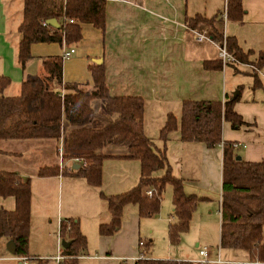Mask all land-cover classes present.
Returning a JSON list of instances; mask_svg holds the SVG:
<instances>
[{
  "label": "crops",
  "instance_id": "0c3cea01",
  "mask_svg": "<svg viewBox=\"0 0 264 264\" xmlns=\"http://www.w3.org/2000/svg\"><path fill=\"white\" fill-rule=\"evenodd\" d=\"M242 1L246 13L241 23L227 18L225 24L217 22L216 26L225 35L236 36L244 51H254L252 55L254 61L259 59L261 51L264 52V0ZM20 2L22 8L18 19L16 16L19 13L15 5H19ZM106 2L104 28L86 23L83 25L82 39L71 44L76 52L70 59L64 61V83L75 82L92 89L94 80L90 66L98 65L103 69L106 84L113 95L141 96L144 99V128L149 137L151 136L148 129L155 125L161 130L170 113H175L178 119H181L184 100L224 102L228 95L239 91L240 98L235 104V110L246 124L236 129L229 121H224L223 138L237 144V154L242 159L251 162L264 161V64L261 68H256V71L246 67V64L236 65L239 70L236 72V67L226 65L220 58L217 43L208 40L198 41L191 31L193 28L209 32V25L200 23L197 27H192L190 19L196 15L207 18L220 17L226 0H106ZM22 20L23 0H0V76H7L11 81L4 91L7 96H12L11 91L20 93L23 81L42 77L44 59L62 56L63 49L69 45L33 44L31 48L33 58L23 69L17 57L21 39L19 26ZM101 60L102 62H97ZM206 61H221L223 66L206 69L204 67ZM228 70L240 79H234L231 85L225 82L220 85L221 74ZM198 77L202 79L199 90L197 87L195 89ZM57 89L61 90L63 87ZM93 106L97 111L104 110L100 100H95ZM151 118L152 121L156 120L159 123L151 124L149 122ZM176 132L179 133L174 137L169 136L167 141L155 142L159 148L167 149L168 157L174 159L178 165L180 170L176 174L184 179L186 194L203 198L194 213L190 230L182 235L181 241L184 240L187 246L192 237L190 232L196 217L200 219L197 235L207 232L211 222L217 217L221 242L223 147L220 145L209 148L202 142H184L180 139V130ZM60 142L61 140L57 139L0 140V170L18 172L22 177L32 180V232L26 255L30 259V264H38L37 259L46 260L47 264L62 262H58L54 257L58 251L60 223L66 218L79 220L80 228L87 237V244L90 239L91 247L96 250L91 253L87 248L80 253L77 256L80 264H135L136 255L142 249L138 246V241L142 239L141 224L152 215L142 217L137 205L128 204L125 208L131 206L129 216L122 222V227L124 224L129 230L123 236L128 241L119 247L123 254H115L109 250L119 232L117 235H101L99 232L100 225L111 220L108 202L102 195L101 186H92L85 179L69 174L39 175V170L44 166L65 165L74 169L80 167L79 163H82L80 161L63 160L59 153ZM126 152L125 146L118 145H110L106 150L110 155H122ZM186 156L193 163L190 171L183 170ZM107 159L124 162L119 165L124 170L131 166V162H135L140 170L139 176L141 175L140 161L136 159L108 157L105 160ZM128 187L130 188L124 185L118 192L112 194L125 192L134 186ZM169 200V203H164V210L169 211V214H165L164 211L160 221L161 228L165 227L167 231V237L169 224L174 221L173 191ZM0 208L14 210L15 198L1 197ZM208 213L209 216L215 217L209 219L206 216ZM146 225L149 228L154 227L153 224ZM91 226L92 231H89ZM64 240L62 237V244ZM8 243L9 241L0 240V264H22L20 256L8 250ZM151 244L152 240L147 242L143 249L146 256L153 259H176L195 264H255L256 261V258H252L245 250L225 248L221 252L220 248L217 251L215 248L212 249V246L206 249L207 255H201L200 250L205 247H201L200 243H197L198 253H191L192 257L188 259L175 254L170 241L168 252L152 254ZM64 249L63 246L62 253L66 258Z\"/></svg>",
  "mask_w": 264,
  "mask_h": 264
},
{
  "label": "trees",
  "instance_id": "16d2710c",
  "mask_svg": "<svg viewBox=\"0 0 264 264\" xmlns=\"http://www.w3.org/2000/svg\"><path fill=\"white\" fill-rule=\"evenodd\" d=\"M106 0H23V20L19 26L21 39L18 46V62L24 69L33 58L31 48L36 43H60L69 45L82 39L83 25L92 24L104 28L106 24ZM230 20L242 22L246 13L242 0H227ZM49 19H57L59 27L45 25ZM73 19V22L68 21ZM191 25H209V34L223 45L240 63H247L248 55L236 36H227L216 26L225 21L220 16L207 18L196 15ZM264 64V52L259 53L256 68ZM236 67V63H228ZM44 75L23 81L21 92L7 96L10 84L7 76H0V140L57 139L63 147L62 158L80 159V167L65 165L44 166L40 176L72 175L92 186L100 187L103 181V163L108 157L136 159L140 161L141 175L138 184L117 194L102 195L108 202L111 220L99 227L101 235H114L122 228L124 209L128 204L138 207L140 216L156 215L161 211L164 192L173 187V217L168 238L172 246L191 227L194 213L202 197L188 195L184 179L172 172L166 149L159 148L154 139L145 133V102L141 96L113 95L105 79L103 69L90 66L94 87L88 89L79 83H64L62 56L44 59ZM221 61H206V69L222 68ZM239 72L238 68H235ZM57 87L62 88L58 90ZM240 96L228 95L222 101L186 99L182 103L179 120L170 113L161 130L160 138L167 141L169 135L180 130L184 142H202L209 148L223 147L221 246L249 252L252 258L264 262V161L237 160V147L223 138V122L229 121L233 128L246 124L235 110ZM102 101L103 111L95 110L93 102ZM116 115V117H114ZM110 145L125 146L122 155L106 153ZM162 172V173H161ZM161 173V174H160ZM153 188L152 194L147 190ZM13 196L16 208H0V240L13 241L16 256H26L32 232V180L18 172L0 170V198ZM63 239L71 242L64 249L66 258L60 264H80L77 257L88 248L87 237L78 219L66 218L60 223ZM142 251V249H141ZM38 264H47L37 259ZM135 264H195L176 259H153L145 256Z\"/></svg>",
  "mask_w": 264,
  "mask_h": 264
},
{
  "label": "rangeland",
  "instance_id": "374dc122",
  "mask_svg": "<svg viewBox=\"0 0 264 264\" xmlns=\"http://www.w3.org/2000/svg\"><path fill=\"white\" fill-rule=\"evenodd\" d=\"M226 4H227V0H226ZM21 5H22L21 2L19 3V5H15V8L17 9V12L19 13V15L16 16V18L18 17V19H19V16H21L20 15V10L22 8ZM224 6L222 7V12L220 13V15L222 17H223V13H225V11H226L225 3H224ZM227 6H228V4H227ZM226 22H227V20L223 21L224 24ZM252 55L246 56L247 57V63H244V64H246L245 65L246 67L256 71V66H257L259 59H256L253 61ZM238 65L243 66V64H238ZM221 77H222V81H220V85L222 82L223 83L225 82V83L231 85V83L234 79H240V77H235L233 74H231L230 70H228L227 72L226 71L223 72V74H221ZM241 77H243V76H241ZM201 81H202V79L198 77V84L195 83V89H196V87L198 88L197 90L200 89V87L202 85ZM215 90H216V88L214 89V91ZM10 94H12V96H14V95L20 94V93L18 91H14V92L11 91ZM149 122L150 123L153 122L154 124L159 123L156 120L152 121V118ZM162 128H161V130H162ZM148 130H149L148 134L157 143H161L164 141L160 138L161 130L158 126L153 125ZM177 133H179V132L174 131L169 136L174 137ZM157 143H156V145L158 146ZM162 148L164 149V147H162ZM166 155H167V157L169 156L167 149H166ZM58 157H60L59 153H58ZM185 158L186 159H185L184 164H183V170L190 171L192 166H193V163L187 156ZM168 159H169V163L171 165L172 172L175 175H177L176 173L179 172V170H180V169H178V165L175 163L174 159H171L170 157H168ZM121 163H124V162H121L120 160H115V159H107L104 161V163H103V181H102V186H101V191H103L104 194H112L113 192H118V190H120L119 188L123 187L124 185H127V188H130L128 186L132 187V186H135L136 184H138L139 179H140V176H139L140 170H139L138 165L135 162H131V166H128V168L126 170H124L123 168H121L119 166V165H121ZM129 167H132L134 170L129 168ZM140 169H141V166H140ZM172 191H173V187L171 185H168L165 192H164V197H163L164 201H163V204L161 206V211L156 215H152L150 217H147L143 221V223L141 224V228H140V234H141V238H142L141 240L146 239L145 241H147L148 243L150 242V240H152V244H151L153 247L152 254H154V252H156L157 254H164V252L169 251L170 245H169V240H168V237L166 234L167 231L165 230V227L161 228V222L160 221H162L161 215L165 211L164 205L166 203H169V201L171 200V199L169 200V196L171 195ZM130 205H132V204H130ZM129 207H131V206H128L124 210L123 222L129 216ZM137 209H138V207H137ZM168 212L169 211H165V214H169ZM206 216L211 220L215 217V216H213V217L209 216V213L206 214ZM216 218L217 217H215V219L211 222V225L207 229V232H204L202 234L197 235L200 219H198V217H196V219L193 223V226L191 228L192 232H190L192 234V237L190 238L189 242L187 243V246H186V244H184V242H183L184 240H183L180 242L179 245L174 246L172 248V251H174L175 254H177L179 256H185V259H188V258L192 257L191 253H193V252L198 253L199 247H197V243H200L201 244L200 246L205 247L206 249L210 248L212 246L213 247L212 249L215 248L218 251V249L220 248V251L223 252L225 250V248L220 246L221 245V242H220V224L218 223V219H216ZM146 223L151 224V225L153 224L154 227L149 228V226L146 225ZM89 231H92V226L90 227ZM152 231H153V233H152ZM128 232H129V230L126 227H124V224H123V227L119 231V234L118 235L116 234L117 236H115V239H114L112 246L109 250L114 251L115 254H123V251L119 247H122L124 244H127L126 242L128 241V239H125L123 236L126 235V233H128ZM202 235H204V236H202ZM118 237H123V238H118ZM1 240H3V239H1ZM136 241H137V239H136ZM88 242L89 243L87 245H88L89 252H91V253L96 252V250L93 249V247H91L90 239H88ZM139 242L140 241H138V246H139ZM107 246H108V244H107ZM107 248H109V247H107ZM139 254H137L138 256L136 255L137 258L139 257ZM165 255L167 256V254H165Z\"/></svg>",
  "mask_w": 264,
  "mask_h": 264
},
{
  "label": "built area",
  "instance_id": "2783aa9c",
  "mask_svg": "<svg viewBox=\"0 0 264 264\" xmlns=\"http://www.w3.org/2000/svg\"><path fill=\"white\" fill-rule=\"evenodd\" d=\"M227 12H228V6L226 4V11H225V13H223V17L225 16L224 17L225 20H227V15H228ZM68 21L73 22L74 20L73 19H68ZM44 24L48 25L47 22H45ZM191 31L193 32L194 36L196 37V39L198 41L208 40V41H212V42L217 43L216 41H214L212 39V37L210 36L208 31H199L198 29H193V28L191 29ZM63 43L66 44V41L64 40ZM217 44L219 46L220 58L223 60V62L226 65H228V63H236L237 65L238 64H243V63H240L239 61H237L236 58L228 51L226 42H224L223 45H220L219 43H217ZM75 52H76L75 47H73L71 45H66L65 48L62 51L63 60L65 61V60L70 59L75 54ZM236 147H237V144H236ZM62 152H63V147L61 145V147L59 148L60 156H62ZM76 161L82 162L83 160L76 159ZM152 191H153V188H149L147 190V194L151 195ZM58 235H59L58 251H57V255L54 257V259L57 260L58 262H61V261H63L65 259V256L62 253L63 244H62V236H61L60 229H59V234ZM139 246L142 248V251H140L139 257L137 259H142V258H144L146 256L145 250L143 248L147 246V241L140 240ZM200 254L201 255H207L206 248L201 249L200 250ZM19 260L21 261L22 264H30V262H29L30 259L27 256H20ZM255 264H261V261L256 258Z\"/></svg>",
  "mask_w": 264,
  "mask_h": 264
},
{
  "label": "water",
  "instance_id": "95a60500",
  "mask_svg": "<svg viewBox=\"0 0 264 264\" xmlns=\"http://www.w3.org/2000/svg\"><path fill=\"white\" fill-rule=\"evenodd\" d=\"M47 24L51 25L53 27H59L60 26L58 21H57V19H49L47 21ZM97 62H102V60L101 61H97ZM238 95H239V91H235L234 94H233V98L234 99L237 98ZM236 158H237V160H241L242 159V157L240 155H237ZM70 245H71L70 241H66V240L63 241V246L65 248H68ZM7 248H8V250L11 253H13V254L16 253V245H15V243L13 241H9V243L7 244Z\"/></svg>",
  "mask_w": 264,
  "mask_h": 264
}]
</instances>
